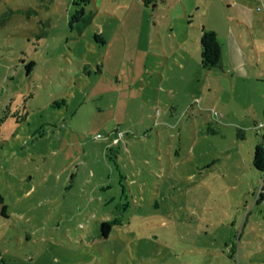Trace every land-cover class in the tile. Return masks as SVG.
<instances>
[{
	"label": "rangeland",
	"instance_id": "374dc122",
	"mask_svg": "<svg viewBox=\"0 0 264 264\" xmlns=\"http://www.w3.org/2000/svg\"><path fill=\"white\" fill-rule=\"evenodd\" d=\"M73 1L0 0V264H264V0Z\"/></svg>",
	"mask_w": 264,
	"mask_h": 264
},
{
	"label": "trees",
	"instance_id": "16d2710c",
	"mask_svg": "<svg viewBox=\"0 0 264 264\" xmlns=\"http://www.w3.org/2000/svg\"><path fill=\"white\" fill-rule=\"evenodd\" d=\"M85 2L86 0H81ZM74 4H78V1L74 0ZM83 8L79 7L75 9L72 19L79 20L83 17ZM200 42V64L206 68L212 67H221V49L220 42L217 39L216 33L210 29H202L199 37ZM260 147L258 145L255 146L253 151L252 163L258 168L260 167L261 156H260ZM2 200V196L0 195V201ZM0 212L5 214V204L1 202ZM119 218H112L108 220H104L101 222V235H107L113 224L119 223Z\"/></svg>",
	"mask_w": 264,
	"mask_h": 264
},
{
	"label": "crops",
	"instance_id": "0c3cea01",
	"mask_svg": "<svg viewBox=\"0 0 264 264\" xmlns=\"http://www.w3.org/2000/svg\"><path fill=\"white\" fill-rule=\"evenodd\" d=\"M249 7H250V8L247 7V8L245 9V11H244V13H245L244 16H245V17L242 15V17H243L244 19H248V21H249V20H252V19H253V16H254V14L251 13V11H252V6H249ZM250 9H251V11H250ZM249 22H250V21H249ZM212 30H214V32L216 33V36H217V31H216L215 29H212ZM221 45H222V43L220 42V49L222 48ZM221 51H222V49H221ZM228 53H230V52H229V49H228ZM244 63H245V62H242V63H240L239 65H235V66L244 67Z\"/></svg>",
	"mask_w": 264,
	"mask_h": 264
},
{
	"label": "built area",
	"instance_id": "2783aa9c",
	"mask_svg": "<svg viewBox=\"0 0 264 264\" xmlns=\"http://www.w3.org/2000/svg\"><path fill=\"white\" fill-rule=\"evenodd\" d=\"M260 125V124H259Z\"/></svg>",
	"mask_w": 264,
	"mask_h": 264
}]
</instances>
